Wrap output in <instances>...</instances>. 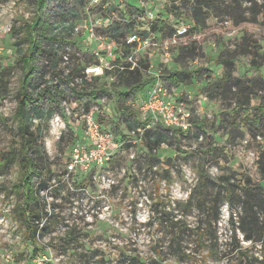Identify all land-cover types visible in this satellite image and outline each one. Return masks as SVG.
Segmentation results:
<instances>
[{"label":"rangeland","instance_id":"rangeland-1","mask_svg":"<svg viewBox=\"0 0 264 264\" xmlns=\"http://www.w3.org/2000/svg\"><path fill=\"white\" fill-rule=\"evenodd\" d=\"M116 2L112 1L111 7L95 12V18H106L105 23H118L130 12V5L138 7L142 3L145 19L139 26L132 25L129 31L139 34L150 32L152 23L158 18L169 25L166 39H162L159 32H150L152 41H157L149 44L143 52L154 69L166 76L181 68L185 71L202 69V78L194 77L189 83L169 86V89H177V102L183 105L191 125L188 130H183L179 140L172 139L170 144H163L154 150L160 159L172 158V165L166 170L163 161L158 163L149 159V149L140 139V134H129L123 123L118 125L119 130L115 129L120 115L117 113L115 116L110 109L112 119H104L101 115L99 121L103 127L110 126L119 135L111 146V158L102 166L94 165L83 170L71 167V147L75 143L73 136L79 141L84 139V119L77 104L67 103L65 112L69 115L57 119L56 116H62V109L44 122L42 135L53 174L48 175L51 187L43 190L41 195L48 201L45 216L51 218L54 214L52 221L55 223L49 227L48 233L40 235L41 250L38 255L32 253L25 236L26 225L18 220V212H14L20 196L11 191H15V185L22 180V167L17 164L6 175L0 170V264H129L127 255H137L146 264H248L246 254L263 258L262 243L248 239L250 231L247 224L242 226L239 196L233 198L232 216V205L222 191L220 203L218 206L212 204L214 212L210 213L214 216L218 210L220 217L217 220L212 217V225L208 227L211 232H206L202 241L196 231L206 226L205 219L209 214L197 207L185 208L183 202L197 183L198 170L202 165L213 177H230L237 191L246 177L253 183L264 185V118L259 125L260 130L256 128L255 120H251L253 115L260 116L264 112V90L258 91L248 110L244 111L236 107L233 99H211L205 92L208 80L218 79L222 71L216 58L224 51L235 53L237 76L251 78L261 72L264 77V31L254 25L237 28L231 18L215 14L208 16L205 25L193 29V4L188 0ZM243 7L250 15V4L244 3ZM151 11L155 12L154 19L147 18V13ZM106 12L109 16H105ZM34 15L35 7L31 0H0V73L7 69L4 80L9 83L7 90L4 89V96H0V151L19 144L16 139V97L25 69L22 62L17 61L16 43L24 41L21 43L27 48L24 25L31 22ZM80 24L84 23L79 21ZM105 27L98 29L104 31ZM182 27L191 30L190 42L196 41L193 48L196 54L194 58L180 61L178 39L174 41L172 37L173 31L177 33ZM77 33L72 40L79 41ZM243 35L261 48H251L252 52L248 55L239 54L237 47ZM82 41V50L69 47L75 63L85 57V51L93 50L91 41ZM38 63L36 61V66ZM208 69H213L215 73ZM48 73L46 75L50 77ZM92 76H88L91 88L95 83ZM109 83V80L103 79L96 85H108V92L117 91L119 84ZM75 88L78 89L72 87ZM67 97L78 101L73 94ZM107 102H110V108L117 107L112 95L105 98L104 103ZM261 107L263 110H260ZM135 113L140 121L148 122L140 112ZM234 119L237 120L236 127L230 124ZM149 125L159 126L151 122ZM196 135L199 138H195ZM213 146L219 149L215 155L212 156V152L210 155L203 153ZM37 182L38 179H35L34 183ZM173 222L183 224L185 230L179 234L172 233ZM72 232L81 237L82 243L72 247L88 252L87 259H80L76 254L78 251L65 252L59 246ZM212 247L213 252L209 251ZM157 250L160 251L159 260ZM90 251L96 252L93 254ZM22 252L21 259L19 253Z\"/></svg>","mask_w":264,"mask_h":264},{"label":"trees","instance_id":"trees-1","mask_svg":"<svg viewBox=\"0 0 264 264\" xmlns=\"http://www.w3.org/2000/svg\"><path fill=\"white\" fill-rule=\"evenodd\" d=\"M188 1H192L193 4V17L195 19L193 29L205 25L208 16L215 14L217 17L222 15L231 18L237 28L254 25L264 31V0ZM31 2L35 7V17L31 22L24 25L26 29L25 41L28 42V46L24 48L21 43L24 41H17L16 43L18 45L17 61L22 62L25 69L21 89L16 97V139L19 140V144L18 146L16 144L11 145L6 151H0V170L3 175H6L17 164L22 167V180L15 185V191H11L20 196V201L16 203L14 212L15 214L18 212V220L26 225L25 236L32 247V253L38 255L41 250L40 235L48 233L49 227L55 223V221H52L54 214H52L51 218L45 216L48 213V201L41 195L43 190L51 187L48 182V175L53 174L42 133L44 122L52 118L57 112L62 111L61 101L63 98L67 97L68 94H73L81 102L80 105L85 110H89L91 104L97 101L98 98L104 95H112L113 99L115 97L116 111L124 115V119L118 122L114 121L117 127L115 129L119 130L118 125L121 123L126 126L129 134L141 128L143 134L140 139L147 144L149 159L151 161L155 159L158 163L163 161L166 170H168V166L172 165V158L160 159L154 150H157L163 144H170L172 139L179 140V136L183 135L184 132L182 129L173 130L163 125L148 127L149 120L146 122L136 119L135 111L128 104L138 93L150 87L153 77L147 71L150 63L146 56L141 59L140 65L134 69L129 67L124 70L115 69L104 74L92 76L95 83L93 88L89 87L91 83L83 73L84 68L87 65L98 63V61L90 57L91 50L85 51V57L83 56L84 58L78 59V62L75 63L69 50V47L77 48V50L83 49L80 47V44L83 43L82 32L78 34L75 27L79 19L87 17L83 11L87 0H31ZM244 3L250 4V15L246 14V8L243 7ZM130 6V12L124 15L122 21L113 22V24L106 26L104 31L98 29L101 33L121 43L124 52H128L131 46L126 44L123 38L130 32L132 25L139 26L142 23L140 20L133 18V14H136L135 12L140 15L145 14L143 7ZM105 16H109V14L106 12ZM168 30L169 25L166 21L158 18L152 23L150 32H159L160 37L166 39ZM150 32L143 31L140 35L147 37L150 36ZM189 32H191L190 29L184 35L177 36V45L180 46V61L183 58H194L196 54L193 51L196 41L190 42L192 34ZM76 33L79 41L72 40L73 36H77ZM175 34L176 31H173V36ZM85 46L88 47L87 45ZM91 46L94 48V45ZM253 47L261 48V45L251 41L247 35H243L242 42L237 47L238 53L248 55L252 52L251 48ZM66 56L69 58L68 63H65L64 57ZM235 58V53L225 51L216 58V62L222 66V71L218 75V79L214 81L207 77L209 80L205 86V92L211 99L216 97L224 101L233 99L236 107L244 111L248 110L252 98L258 95V91L264 90V77L261 72L251 78L237 76L234 66ZM36 61L39 62L38 66H36ZM6 70L0 73V96H4V91L7 90L6 86L9 85L4 80ZM208 70L214 72L213 69ZM47 72H49L50 77H47ZM110 74L115 76L116 79L114 81L109 80L108 76ZM161 74L168 88L172 84L189 83L194 80V77H203L202 69L185 71L181 68L178 71H171L167 76L162 71ZM79 77L82 78L81 88L71 90L69 84ZM103 79L109 80L111 82L109 85H114L117 82L115 83L119 84V86H116L117 91L114 93L108 92V85H96ZM260 110H263V107ZM62 115L64 116L65 113L62 112ZM263 118L264 112L260 116L253 115L251 120H255L257 130H260L259 125L262 124ZM35 120L38 122L36 123ZM221 122H223V119H221ZM236 123L237 120L234 119L230 124L236 127ZM76 134L78 135V133ZM118 136V134H115V138H118ZM195 138H199V136L196 135ZM73 139L75 143L79 140L75 136H73ZM218 150V147L213 146L208 150H204L203 153L210 155L212 152L213 156ZM198 173V181L191 189L189 197L183 202V205L189 209L197 207L203 210L205 214H209L207 219H205L206 226L196 231L199 240L202 241L206 232H211L208 227L212 225V217L215 220L219 219L218 210L215 211L214 216H212L213 214L210 215L211 212H214L211 205L215 204V206H218L220 194L224 191L227 202L232 205V216L234 214L233 198L236 195L239 196V206L243 212L241 223L242 226L247 224V228L250 231L247 234V238L261 242L264 247V185L261 182L253 183L246 177L244 181L240 182L239 190L237 191L230 177L222 175L213 177L203 165L202 168H199ZM35 179H38L36 184L34 183ZM59 189L61 190L62 186ZM171 227V232L174 234H179L182 230H185L184 225L178 222H173ZM78 244H82L81 237L72 232L66 235L63 243H60L59 246L65 252L69 250H74L75 252L78 250L72 246H77ZM209 251L213 252L214 247L210 248ZM95 252L90 251L93 254ZM76 254L80 259H87L89 253L78 251ZM158 254L160 255V251L157 250V259L159 260ZM22 255L23 252L19 253L21 259ZM126 258L129 260L127 261L129 264H146L144 261L142 262V259L140 261L137 255H127ZM245 261L248 264H264V257L260 259L255 255L246 254Z\"/></svg>","mask_w":264,"mask_h":264},{"label":"built area","instance_id":"built-area-1","mask_svg":"<svg viewBox=\"0 0 264 264\" xmlns=\"http://www.w3.org/2000/svg\"><path fill=\"white\" fill-rule=\"evenodd\" d=\"M113 3H117L116 0H112ZM111 0H87V4L84 6L83 11L86 13L87 17L84 19H79L76 24V32H82V37L84 41H91V44L94 45L90 56H92L98 63L87 65L84 68V74L88 77L90 75H99L104 74L107 71H113L115 69L124 70L125 68L134 69L140 65L141 59L144 57L145 48L152 43H155L157 40L152 41V39L147 37H142L138 32L130 31L126 34L123 41L126 44L131 46V49L128 52H124L123 46L116 39L111 38L110 36L101 33L98 30V27L108 26L113 22L105 23L106 18L97 19L94 14L97 11L103 10L106 6L111 7ZM141 2V1H140ZM138 7H143V4L140 3ZM83 12V13H84ZM133 14V18L143 21L144 15H140L137 12ZM147 18L154 19L156 17L155 12L151 11L147 13ZM79 21L84 24L78 25ZM80 26L81 28H79ZM85 28V35L84 33ZM80 29V30H79ZM100 29V28H99ZM188 31L187 27H182V29L177 30V33L174 35L173 39L176 41L177 36L184 35ZM85 36V37H84ZM146 53V52H145ZM170 56L169 53L166 54ZM65 58V63H68L69 58ZM119 60V62H117ZM151 65L147 69L149 74H152V81L149 88H146L144 91L138 93L129 101L131 109L134 111L140 112L139 114L143 119H148L149 124L156 123L163 125L164 127L175 129L188 130L191 125L187 121V113L182 104L177 102L179 97L176 93L177 89H169L164 79L162 78L161 71L154 69V65ZM109 80H115V76L110 74L108 76ZM82 78H77L74 82L69 84V88L72 87H81ZM71 91V90H70ZM110 96L104 95L93 102L89 110H85L81 105L80 101L74 100L72 97H65L61 101V107L65 112V105L67 103L74 102L77 104L78 109L80 110V116L84 119V131L82 141L77 140L71 147V167H76L79 169L87 170L94 165H104L107 163L112 155L111 146L114 143L115 132L108 127H103L100 124L101 115L104 119H112L110 109H112V114L116 116L119 113L120 118L124 119V115L121 112L116 111V108H110V102H105V98ZM113 101V100H112ZM60 115V114H59ZM69 115V113L67 114ZM57 119H62L63 115L56 116ZM136 119H141L139 116ZM148 124V127L150 125ZM131 135L140 134L142 137L143 130L138 128L137 131L130 132ZM140 137V138H141Z\"/></svg>","mask_w":264,"mask_h":264},{"label":"crops","instance_id":"crops-1","mask_svg":"<svg viewBox=\"0 0 264 264\" xmlns=\"http://www.w3.org/2000/svg\"><path fill=\"white\" fill-rule=\"evenodd\" d=\"M176 92H177V90H176ZM177 94H178V92H177Z\"/></svg>","mask_w":264,"mask_h":264}]
</instances>
